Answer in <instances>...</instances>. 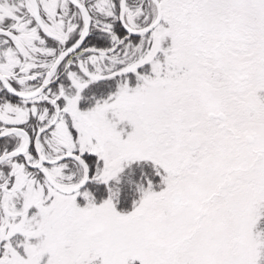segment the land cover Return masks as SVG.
<instances>
[{
	"label": "snow or ice",
	"instance_id": "1",
	"mask_svg": "<svg viewBox=\"0 0 264 264\" xmlns=\"http://www.w3.org/2000/svg\"><path fill=\"white\" fill-rule=\"evenodd\" d=\"M0 264H264V0H0Z\"/></svg>",
	"mask_w": 264,
	"mask_h": 264
}]
</instances>
